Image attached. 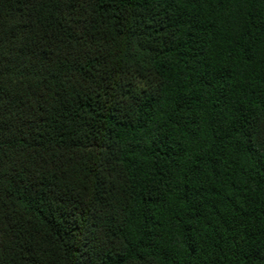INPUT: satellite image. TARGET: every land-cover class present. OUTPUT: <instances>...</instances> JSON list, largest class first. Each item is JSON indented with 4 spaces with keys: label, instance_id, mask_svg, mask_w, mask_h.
Wrapping results in <instances>:
<instances>
[{
    "label": "trees",
    "instance_id": "16d2710c",
    "mask_svg": "<svg viewBox=\"0 0 264 264\" xmlns=\"http://www.w3.org/2000/svg\"><path fill=\"white\" fill-rule=\"evenodd\" d=\"M0 264H264V0H0Z\"/></svg>",
    "mask_w": 264,
    "mask_h": 264
}]
</instances>
